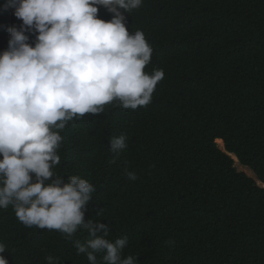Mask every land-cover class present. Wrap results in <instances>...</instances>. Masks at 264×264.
Segmentation results:
<instances>
[{"label": "trees", "instance_id": "trees-1", "mask_svg": "<svg viewBox=\"0 0 264 264\" xmlns=\"http://www.w3.org/2000/svg\"><path fill=\"white\" fill-rule=\"evenodd\" d=\"M6 2L0 0V53L8 29L23 24L15 9L4 10ZM158 2L146 0L145 10L132 14L164 71L151 102L133 110L114 100L102 113L71 120L58 174L90 178L100 206L117 202L93 206L90 216L109 225L112 242L127 236L123 258L264 264V0H162L155 21L147 15ZM25 34L35 46L38 33ZM173 54L190 58L182 78L170 65ZM122 135L127 147L113 152L110 140ZM233 156L256 179L238 171ZM22 227L0 211L9 264L60 261L50 241H64L37 239Z\"/></svg>", "mask_w": 264, "mask_h": 264}, {"label": "clouds", "instance_id": "clouds-1", "mask_svg": "<svg viewBox=\"0 0 264 264\" xmlns=\"http://www.w3.org/2000/svg\"><path fill=\"white\" fill-rule=\"evenodd\" d=\"M145 1L7 0L3 6L15 9L23 24L8 29V48L0 53V211L37 239L56 235L64 241L61 246L50 241L61 254L57 264L139 259L123 258L127 236L112 242L109 225L90 216L93 206L117 202L100 206L90 178L77 174L65 180L57 168L68 150L64 133L71 120L102 113L114 100L125 109L147 106L164 78L147 30L132 17L145 10ZM160 2L149 19L159 21ZM30 31L38 33L35 46L25 34ZM170 65L182 78L190 58L173 54ZM126 139L112 138L111 150L125 149ZM126 175L137 179L134 172ZM5 251L0 243V264H9ZM47 262L56 264V258L48 256Z\"/></svg>", "mask_w": 264, "mask_h": 264}, {"label": "rangeland", "instance_id": "rangeland-1", "mask_svg": "<svg viewBox=\"0 0 264 264\" xmlns=\"http://www.w3.org/2000/svg\"><path fill=\"white\" fill-rule=\"evenodd\" d=\"M218 145H219V147L223 150L224 149V146H223V143L222 144H219L218 143ZM234 159H235V167L238 169V171H240V172H245L248 176H250V177H253L254 179H256V176H255V174H254V172L251 170V169H249L248 167H245V166H243V165H241L240 163H239V161L236 159V157H234ZM241 165V166H240ZM253 172V173H252ZM250 173V174H249ZM260 185H261V183H259Z\"/></svg>", "mask_w": 264, "mask_h": 264}, {"label": "bare ground", "instance_id": "bare-ground-1", "mask_svg": "<svg viewBox=\"0 0 264 264\" xmlns=\"http://www.w3.org/2000/svg\"><path fill=\"white\" fill-rule=\"evenodd\" d=\"M223 143V142H222ZM224 146V145H223ZM241 166V165H240ZM253 173V172H252ZM250 174V173H249Z\"/></svg>", "mask_w": 264, "mask_h": 264}]
</instances>
